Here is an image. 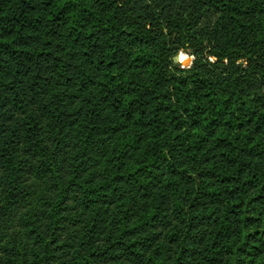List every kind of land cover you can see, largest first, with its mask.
Instances as JSON below:
<instances>
[{
    "label": "trees",
    "instance_id": "trees-1",
    "mask_svg": "<svg viewBox=\"0 0 264 264\" xmlns=\"http://www.w3.org/2000/svg\"><path fill=\"white\" fill-rule=\"evenodd\" d=\"M0 264H264V0H0Z\"/></svg>",
    "mask_w": 264,
    "mask_h": 264
},
{
    "label": "water",
    "instance_id": "water-1",
    "mask_svg": "<svg viewBox=\"0 0 264 264\" xmlns=\"http://www.w3.org/2000/svg\"><path fill=\"white\" fill-rule=\"evenodd\" d=\"M181 57V54H177L176 56H175V58H174V60H175V62L176 63H178V62H180L181 60L179 59ZM179 59V60H178ZM191 59L190 58H186V59H184V61H183V63L184 64H186V65H188V64H190L191 63Z\"/></svg>",
    "mask_w": 264,
    "mask_h": 264
},
{
    "label": "rangeland",
    "instance_id": "rangeland-1",
    "mask_svg": "<svg viewBox=\"0 0 264 264\" xmlns=\"http://www.w3.org/2000/svg\"><path fill=\"white\" fill-rule=\"evenodd\" d=\"M186 58H190L191 60L193 59V56L192 55H190V54H186V57H184L183 59H186ZM180 60H181V57L179 58ZM178 59V60H179Z\"/></svg>",
    "mask_w": 264,
    "mask_h": 264
}]
</instances>
